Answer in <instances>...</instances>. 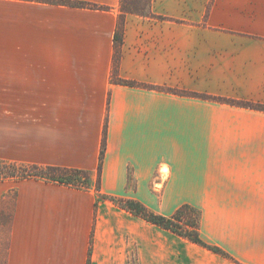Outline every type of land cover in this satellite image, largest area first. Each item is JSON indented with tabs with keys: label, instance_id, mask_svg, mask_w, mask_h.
<instances>
[{
	"label": "crops",
	"instance_id": "crops-1",
	"mask_svg": "<svg viewBox=\"0 0 264 264\" xmlns=\"http://www.w3.org/2000/svg\"><path fill=\"white\" fill-rule=\"evenodd\" d=\"M77 1L108 9L0 0V160L92 180L0 181V264H264V110L227 101L264 105V0L126 13L116 77L135 85L113 80L121 0ZM99 178L163 215L195 207L224 253L100 201Z\"/></svg>",
	"mask_w": 264,
	"mask_h": 264
},
{
	"label": "trees",
	"instance_id": "trees-1",
	"mask_svg": "<svg viewBox=\"0 0 264 264\" xmlns=\"http://www.w3.org/2000/svg\"><path fill=\"white\" fill-rule=\"evenodd\" d=\"M39 1L57 5H67L73 7H89V8H101L108 9L104 6H99L85 1L77 0H31ZM151 0H121L120 9L122 14L119 17V24L117 32L115 35V41L117 46V51L115 55V66L114 74L118 67V47L123 42L124 34V18L126 13H136L141 15H151ZM115 82L135 85V82L130 80H125L121 78H114ZM230 103L243 105L248 107H254L264 110V105L254 104L244 101L227 100ZM107 148V123L105 125L104 137L102 141L100 161H99V171L102 169L105 153ZM27 178H38L45 179L47 181L58 182L66 185H71L75 187L89 188L92 184L91 176L89 171L76 168H65L58 166H40L36 164H22L16 162H9L5 160H0V181L8 179L22 180ZM97 195L103 199H109L113 201L119 207L126 209L136 216H139L157 226L164 229L171 230L187 239L207 247L213 251L224 253L219 247L213 246L207 243L201 236L200 233V212L195 207L184 204L179 207L172 215H163L151 210L145 204L137 199L123 198L109 196L101 192L100 178L96 185ZM193 212L194 214L189 218L188 222L182 223L187 215V212Z\"/></svg>",
	"mask_w": 264,
	"mask_h": 264
},
{
	"label": "rangeland",
	"instance_id": "rangeland-1",
	"mask_svg": "<svg viewBox=\"0 0 264 264\" xmlns=\"http://www.w3.org/2000/svg\"><path fill=\"white\" fill-rule=\"evenodd\" d=\"M114 78L116 79L117 77H116V74H114ZM160 89V88H159ZM163 90H166V91H170V92H175V93H180V94H185V93H187V92H184V91H180V90H176V89H171V88H163ZM107 195V194H106ZM109 196H112V195H109ZM158 196H160L161 197V194L159 193L158 194ZM115 197H117V196H115ZM100 201H104V200H107V201H111V200H109V199H103V198H100L99 199ZM113 202V201H112ZM114 203V202H113ZM144 204V203H143ZM152 210V209H151ZM153 211H155V210H153ZM155 212H157V211H155ZM157 213H159V212H157ZM161 214V213H160ZM194 213L193 212H187V215L185 216V219L183 220V222L182 223H185V222H188V220H189V218L193 215ZM168 216V215H167ZM131 262H132V264H135V256H134V254L132 255V258H131Z\"/></svg>",
	"mask_w": 264,
	"mask_h": 264
}]
</instances>
